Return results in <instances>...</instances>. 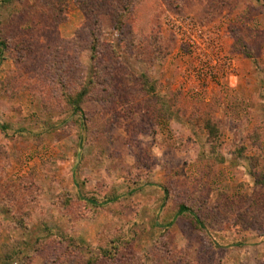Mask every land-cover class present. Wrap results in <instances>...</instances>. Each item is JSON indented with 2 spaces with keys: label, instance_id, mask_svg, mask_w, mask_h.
<instances>
[{
  "label": "rangeland",
  "instance_id": "rangeland-1",
  "mask_svg": "<svg viewBox=\"0 0 264 264\" xmlns=\"http://www.w3.org/2000/svg\"><path fill=\"white\" fill-rule=\"evenodd\" d=\"M0 40V264H264V0H0Z\"/></svg>",
  "mask_w": 264,
  "mask_h": 264
},
{
  "label": "trees",
  "instance_id": "trees-1",
  "mask_svg": "<svg viewBox=\"0 0 264 264\" xmlns=\"http://www.w3.org/2000/svg\"><path fill=\"white\" fill-rule=\"evenodd\" d=\"M120 4L121 3L119 1L118 3H116V6H119ZM101 5L103 6L104 3L101 2ZM113 6H115V3ZM82 9H84V8L82 7ZM116 17H118L116 26H119V28H120L123 26V21L121 19L120 13L118 15H116ZM7 46H8L7 43L2 42L0 40V50H2L3 47H7ZM92 52H93V58H95V56H96L95 54L97 52L96 46L92 47ZM246 55L249 56V54H246ZM90 85L95 87L97 85V83L95 81H93V79H91ZM90 90H91L90 87L89 88L84 87V88H82L81 91L76 93L74 96H72V94L67 95V97L69 99V104H71V108L73 110V113L77 114V113L83 111L82 105L85 102L84 101L85 98H87L90 95ZM206 130L208 131L210 137L216 136L217 132H218V128H216V126L213 125L211 122L207 123ZM91 203L95 204L96 202L91 201ZM186 212L192 213V211L186 205L182 204L178 209L177 216H181ZM195 220L198 224H201V222L197 216H196ZM111 242H113V245L110 247V249H106V248L103 249L102 254H99V255H97V257H93V259H90L88 261V264H94L99 259L106 260L107 261L106 264H125L124 259L120 256L121 255L120 247L114 244L116 242L115 240L114 241L112 240Z\"/></svg>",
  "mask_w": 264,
  "mask_h": 264
}]
</instances>
